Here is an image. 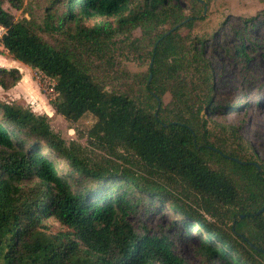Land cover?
Returning <instances> with one entry per match:
<instances>
[{
	"label": "trees",
	"instance_id": "trees-1",
	"mask_svg": "<svg viewBox=\"0 0 264 264\" xmlns=\"http://www.w3.org/2000/svg\"><path fill=\"white\" fill-rule=\"evenodd\" d=\"M46 1L39 24L3 7L22 10L24 0H0V44L54 82L56 114L70 123L94 117L88 136L116 161L91 163L47 115L0 101V264H186L168 238L132 223L140 207L149 214L156 206L205 234L199 254L212 264H264V164L249 157L239 127L220 124V135L210 129L221 109L204 41L189 46L181 34L204 19L208 2ZM93 17L117 18V27H87ZM135 29L143 34L132 45L143 44L150 59L141 97L108 91L91 64L118 33ZM55 34L64 39L45 38ZM235 52L246 56L244 45ZM20 79L18 70L0 69L3 89ZM49 218L65 230L44 231Z\"/></svg>",
	"mask_w": 264,
	"mask_h": 264
},
{
	"label": "rangeland",
	"instance_id": "rangeland-1",
	"mask_svg": "<svg viewBox=\"0 0 264 264\" xmlns=\"http://www.w3.org/2000/svg\"><path fill=\"white\" fill-rule=\"evenodd\" d=\"M208 8L204 19L198 21L192 29L181 30V34L192 46L197 40L204 41L205 58L210 62L214 74V105L221 110L210 117L209 127L220 135L218 125L240 128L245 143L251 146L250 156L254 161L264 164V0H204ZM46 0H24V8L16 10L4 3L5 10L15 20L29 19L31 16L43 23L46 14ZM253 19L251 22L246 23ZM87 27L110 25L117 27V18L93 17L85 22ZM73 28V24L66 27ZM4 30L0 27V35ZM142 31L135 29L131 33H118L110 50L104 55L92 57L95 76L108 91L141 97L144 94L145 76L150 59L143 44L134 43L142 38ZM50 42L61 41L62 35L53 37L45 35ZM244 45L246 56L236 54V47ZM0 69L18 70L20 81L15 86L3 89L0 87V101L20 104L30 108L35 114L47 115L50 126L67 144L75 142L81 146L91 163L105 165L116 158L95 144L88 136V131L95 122L91 115L83 117L76 123H70L55 113L49 101L56 97L54 82L40 71L14 60L0 44ZM11 80L7 79L10 84ZM171 100L169 94L164 103ZM12 129V126H9ZM46 153V152H44ZM59 167L70 171L67 163L55 158ZM177 195H182L180 188H172ZM182 193V194H181ZM192 204L194 197H183ZM206 218L212 222L209 216ZM136 230L140 233L145 226L151 235L164 236L172 244L174 252L186 264H212L199 254L201 237L195 229L188 230L183 226L181 215L164 206H156L152 213L139 214L132 218ZM44 231L57 234L65 229L51 218L44 221Z\"/></svg>",
	"mask_w": 264,
	"mask_h": 264
},
{
	"label": "water",
	"instance_id": "water-1",
	"mask_svg": "<svg viewBox=\"0 0 264 264\" xmlns=\"http://www.w3.org/2000/svg\"><path fill=\"white\" fill-rule=\"evenodd\" d=\"M261 212H263V210Z\"/></svg>",
	"mask_w": 264,
	"mask_h": 264
},
{
	"label": "built area",
	"instance_id": "built-area-1",
	"mask_svg": "<svg viewBox=\"0 0 264 264\" xmlns=\"http://www.w3.org/2000/svg\"><path fill=\"white\" fill-rule=\"evenodd\" d=\"M53 90H54V88H53Z\"/></svg>",
	"mask_w": 264,
	"mask_h": 264
}]
</instances>
